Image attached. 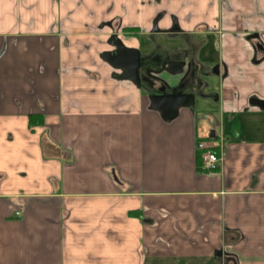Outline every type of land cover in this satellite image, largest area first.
Here are the masks:
<instances>
[{"label":"crops","instance_id":"0c3cea01","mask_svg":"<svg viewBox=\"0 0 264 264\" xmlns=\"http://www.w3.org/2000/svg\"><path fill=\"white\" fill-rule=\"evenodd\" d=\"M113 40L221 72L165 118ZM257 44L264 0H0V264H264Z\"/></svg>","mask_w":264,"mask_h":264},{"label":"flooded vegetation","instance_id":"af4514ba","mask_svg":"<svg viewBox=\"0 0 264 264\" xmlns=\"http://www.w3.org/2000/svg\"><path fill=\"white\" fill-rule=\"evenodd\" d=\"M258 45V49L263 50L262 45ZM193 58V57H192ZM191 58L192 69L186 78L175 84H168L160 78L152 77L150 75L151 69L158 63L161 59H163L162 67L159 66L158 73H167L174 69L180 68L184 64V56L178 53L173 56L166 55L165 57L157 55V56H147L142 57L139 70V76L141 77L140 85L144 88V90L149 94H158V95H172L174 93H181L186 95L185 104L190 103L191 100L195 97H204L208 96L204 94V90L209 86V82L205 78L215 77L216 75H220L219 66H213L211 69L207 70L204 67H198L195 65L194 59ZM155 63V64H154ZM168 68H167V67ZM182 85L178 88V85Z\"/></svg>","mask_w":264,"mask_h":264},{"label":"water","instance_id":"95a60500","mask_svg":"<svg viewBox=\"0 0 264 264\" xmlns=\"http://www.w3.org/2000/svg\"><path fill=\"white\" fill-rule=\"evenodd\" d=\"M116 42V50L114 52H107L103 54V58L112 65L121 66L124 71V76L140 85L141 77L139 76V66L142 56L139 51L126 48L120 40ZM182 85H178L180 88ZM186 95L181 93H174L172 95H150L151 106L155 110L161 112L165 118L172 117L179 108L184 106ZM260 106H264V101L258 102Z\"/></svg>","mask_w":264,"mask_h":264},{"label":"built area","instance_id":"2783aa9c","mask_svg":"<svg viewBox=\"0 0 264 264\" xmlns=\"http://www.w3.org/2000/svg\"><path fill=\"white\" fill-rule=\"evenodd\" d=\"M196 148L201 152L203 170L212 175L218 174L227 158L223 142L221 141L219 146H214L206 140H198ZM16 215L20 216V212Z\"/></svg>","mask_w":264,"mask_h":264},{"label":"rangeland","instance_id":"374dc122","mask_svg":"<svg viewBox=\"0 0 264 264\" xmlns=\"http://www.w3.org/2000/svg\"><path fill=\"white\" fill-rule=\"evenodd\" d=\"M229 125H227V128H228ZM231 128H233V125H231Z\"/></svg>","mask_w":264,"mask_h":264}]
</instances>
